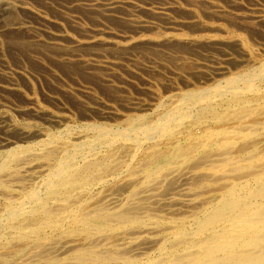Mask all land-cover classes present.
<instances>
[{"label":"bare ground","instance_id":"6f19581e","mask_svg":"<svg viewBox=\"0 0 264 264\" xmlns=\"http://www.w3.org/2000/svg\"><path fill=\"white\" fill-rule=\"evenodd\" d=\"M40 1L0 0V264H264V0Z\"/></svg>","mask_w":264,"mask_h":264},{"label":"rangeland","instance_id":"374dc122","mask_svg":"<svg viewBox=\"0 0 264 264\" xmlns=\"http://www.w3.org/2000/svg\"><path fill=\"white\" fill-rule=\"evenodd\" d=\"M30 1V3L34 6V8L35 9H37L38 11H40V12H43L42 10H45L46 12H47V9L45 8V6H42V4H41V1L40 0H29ZM58 1V2H57ZM55 0L54 1V5L53 6H51L50 7V9H49V11H48V14H50L49 16H52V15H61L63 12H65V10H66V12H68V13H71V14H73L74 12H71L73 9L75 10V11H77L78 12V14H76V13H74L75 15H78V16H80V17H83V20L81 19V21L86 25V24H88L87 26H89V25H91V23H93V25L92 26H94V24H96V25H99V27H107V25L112 29V26L111 25H113V29H114V27H115V31H121V30H123V29H121L120 27H118L117 25H120V26H123V27H125L126 25L124 24V23H116V21L114 22L111 18H109L107 15H106V12L105 11H101L100 12V15H103L102 16V19H101V16L98 14L97 16H94V14L93 15H89V14H87L86 13V9H84V7L83 6H80V8L78 9V8H70V6H69V3H70V0H61L60 2H59V0ZM62 1H64L65 3H68V4H65L64 2H62ZM138 1V0H137ZM145 1H148V0H139L138 2H145ZM150 1H153L154 2V4L156 5V6H163L164 5V3H166V1H168L167 3H166V5H170L169 3H173V1L172 0H150ZM171 1V2H170ZM175 1V0H174ZM178 1H181V2H178ZM178 1H175L173 4H175V5H178V4H180V3H182V1L183 0H178ZM57 2V3H56ZM82 2H88V0L87 1H85V0H82ZM249 2V3H248ZM248 2L245 0L244 1V5H243V7H242V10L241 11H244V12H251V9H255L257 6H258V4H255L256 2H250L249 0H248ZM36 3V4H35ZM59 3H60V5H59ZM62 3V4H61ZM99 3H103V2H99ZM141 3V4H142ZM158 3V4H157ZM161 3V4H160ZM183 3H184V1H183ZM56 4V5H55ZM104 4V3H103ZM163 4V5H162ZM226 7H228L229 8V6H228V4H226V3H223ZM255 4V5H254ZM67 5V7H65ZM154 5V6H155ZM253 5V6H252ZM55 6H58V7H60L59 9H58V7H55ZM54 7V8H53ZM65 7V8H64ZM105 7V6H104ZM82 8V9H81ZM39 9H41V10H39ZM52 10V11H51ZM84 10V11H83ZM56 11V12H55ZM3 11H1L0 10V16L3 18V19H1V17H0V28H2V27H6V26H8V25H10V24H13L14 22H15V20L18 18V17H20L18 14H20V12H16V11H13V13H14V15H10L9 17L6 15V14H8V13H2ZM16 12V13H15ZM62 12V13H61ZM83 12H85L86 13V16H87V18H86V16H84L85 15V13H83ZM119 12V13H118ZM82 13V14H81ZM3 14H4V17H3ZM17 14V15H16ZM73 14V15H74ZM116 14H118V15H120V14H122V12H120V11H117L116 12ZM6 15V16H5ZM89 15V16H88ZM98 16H100V18L98 17ZM176 16V15H175ZM6 17H8V18H6ZM11 17H12V19H11ZM14 17H16V19L14 18ZM80 17H78L79 19H80ZM95 17H98V18H95ZM107 19H106V18ZM146 17V18H145ZM14 18V19H13ZM86 18V19H85ZM91 18V20H88V19H90ZM143 18L145 19V20H150V21H155V19H153V18H149L148 16H145V15H143ZM178 19H181V20H183L182 18H179V17H177ZM7 19V20H6ZM11 19V20H10ZM105 19V20H104ZM152 19V20H151ZM10 20V21H9ZM88 20V21H87ZM95 20H96V22H95ZM98 20V21H97ZM102 20H104V22L102 21ZM4 21V22H3ZM6 21V22H5ZM29 21V22H28ZM33 21V22H32ZM40 21V22H39ZM37 20V19H30L29 20V18H25V20H24V22L26 23V24H29V25H31L32 27H35L36 29H38L39 31L41 30V32H44V30H46L47 29V27L44 25V23H43V21H41V20ZM85 21V22H84ZM88 23H87V22ZM100 21V22H99ZM105 21H107V22H105ZM158 21V22H157ZM89 22H91V23H89ZM156 22L158 23V24H160L159 26H160V28H161V30H165V31H167V32H171V33H173V32H180L179 30V28H177L178 26H180L181 27V25H178V26H176V25H169V27L168 26H166L167 24H164V22H162V21H159V20H156ZM43 23V24H42ZM104 25H102V24ZM112 23V24H111ZM161 24H163V25H161ZM38 27V28H37ZM109 27H107L108 29H109ZM171 27H173V28H171ZM175 27V28H174ZM41 28V29H40ZM126 28V30H132L130 27H125ZM169 28V29H168ZM187 28V27H186ZM48 29H49V27H48ZM47 29V30H48ZM51 29V28H50ZM170 30V31H168V30ZM144 33H151L150 32V30H146V31H143ZM258 37V38H256V37ZM255 36H251V34H250V39H251V41H253L255 44H258V42H263L262 41V39H261V41H260V38H262L261 37V35H255ZM255 37V39H253ZM260 37V38H259ZM256 41V42H255ZM264 43V42H263ZM18 48V47H17ZM14 51V52H13ZM15 51H16V53H15ZM10 52V53H9ZM29 52V51H28ZM141 51H139V50H137V51H134V57L132 56V58H137V59H139V56H142L140 59L141 60H144V59H147L146 57H145V54H143L144 52L142 51L141 53H142V55H140L141 53H140ZM13 53H14V57H13ZM31 55H33V54H35V55H37V53L36 52H34V51H30L29 52ZM29 53H26L25 55H27L28 54V56H29ZM8 54L10 55H7L6 54V51L4 52V51H2V50H0V72H3V71H19V73L20 72H22V68L20 67L21 66V64L23 65V62H21L22 60H23V57H24V60H26V57L25 56H23L22 54H24L21 50H13V49H8ZM8 56V57H7ZM23 56V57H22ZM125 56V55H124ZM124 56H122L123 57V59L121 60V62H123V63H128V57H127V59H126V57H124ZM15 57H17V58H15ZM19 57V58H18ZM121 57V58H122ZM9 58V59H8ZM5 60V62H3L4 60ZM136 59V60H137ZM11 62H10V61ZM15 60H16V62H15ZM20 61V63H19V61ZM126 60V61H125ZM145 61L146 60H144L143 62L145 63ZM14 62V63H13ZM17 65H16V64ZM145 64H149V62H146ZM8 67H10V69L8 68ZM19 68V69H18ZM122 68H124V66H122ZM2 69V70H1ZM29 69H31V68H29ZM35 69H36V71H35ZM34 70V71H33ZM63 70V69H62ZM62 70H57L56 71V73H54V74H56L57 75V77L59 78V80H61V81H63V79H64V81L66 82V83H69V84H71V85H77V84H75L77 81H79L78 79L76 80V79H72V77L70 76V75H67V73H65V71H62ZM123 69H120V71H122ZM31 71L34 73V74H39V70H37V68H35V67H33L32 69H31ZM168 71H171V69H167V71L165 70L162 74H163V76H165V77H168V76H171L172 75V71H171V73L169 72L168 73ZM62 72V73H61ZM103 72H105V71H103ZM106 74H108V72H105ZM121 73H124L127 77H130L131 76V74L130 73H125L124 71L123 72H121ZM144 74H142V76L143 77H148V74H145V72H143ZM37 74V75H38ZM109 75H110V73H109ZM130 75V76H129ZM70 77V78H69ZM138 77H140L141 78V81H140V78H138V80L136 81V84H137V86L139 85V86H145L144 84H143V77H141L140 75L138 76ZM131 78V77H130ZM130 78H127V79H130ZM69 80V81H68ZM145 80V79H144ZM44 81H46L47 82V79H45ZM63 81V82H64ZM73 81H75V82H73ZM81 81V80H80ZM83 81V80H82ZM64 82V83H65ZM85 82V81H84ZM142 82V83H141ZM83 83V82H82ZM79 84H81V83H79ZM130 84V83H129ZM131 85H133V84H131ZM134 86H135V83H134ZM45 87V86H44ZM128 89L130 90V94L132 95V97L134 98V99H137V98H143V99H146V100H149L148 98H147V95H145V94H143L142 92H140L141 91V89H139V88H137L136 86L135 87H132V86H129L128 87ZM133 89V90H132ZM45 90V89H44ZM40 92H42V89H40L39 90ZM53 91V90H52ZM140 92V93H139ZM146 96V97H145Z\"/></svg>","mask_w":264,"mask_h":264}]
</instances>
